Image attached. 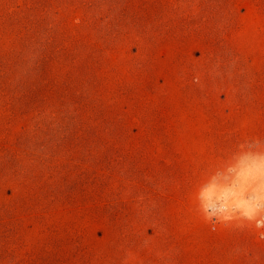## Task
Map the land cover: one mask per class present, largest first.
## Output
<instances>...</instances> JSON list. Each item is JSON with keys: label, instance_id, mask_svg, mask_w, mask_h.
Listing matches in <instances>:
<instances>
[{"label": "rangeland", "instance_id": "obj_1", "mask_svg": "<svg viewBox=\"0 0 264 264\" xmlns=\"http://www.w3.org/2000/svg\"><path fill=\"white\" fill-rule=\"evenodd\" d=\"M255 152L264 0H0V264H264Z\"/></svg>", "mask_w": 264, "mask_h": 264}, {"label": "clouds", "instance_id": "obj_2", "mask_svg": "<svg viewBox=\"0 0 264 264\" xmlns=\"http://www.w3.org/2000/svg\"><path fill=\"white\" fill-rule=\"evenodd\" d=\"M251 159L254 162L255 168L258 169V195L249 200L242 210V215H233L230 210L221 211L219 215H211L210 209L204 207L203 197L207 189L201 190V205L200 210L203 213L205 222L212 225L213 231L216 230V225L230 224L235 219L240 218L246 220L249 224L254 225L257 229L259 239H264V152H255L251 154ZM239 163V161H238ZM243 227V225H239Z\"/></svg>", "mask_w": 264, "mask_h": 264}]
</instances>
